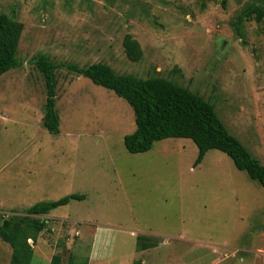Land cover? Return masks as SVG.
Listing matches in <instances>:
<instances>
[{
	"label": "rangeland",
	"instance_id": "1",
	"mask_svg": "<svg viewBox=\"0 0 264 264\" xmlns=\"http://www.w3.org/2000/svg\"><path fill=\"white\" fill-rule=\"evenodd\" d=\"M255 3L264 0H0V14L25 25L22 67L0 77V223L42 202L86 197L40 216L47 228L30 244L46 261L33 264L55 255L89 264L98 227L99 264H264V187L229 156L211 150L196 166L190 139L129 153L132 107L67 68L56 72L60 134H51L46 83L32 62L46 54L171 80L212 102L264 165V22H240ZM126 35L141 44L140 62L127 57ZM139 236L157 247L136 255ZM11 256L0 239V264Z\"/></svg>",
	"mask_w": 264,
	"mask_h": 264
},
{
	"label": "trees",
	"instance_id": "2",
	"mask_svg": "<svg viewBox=\"0 0 264 264\" xmlns=\"http://www.w3.org/2000/svg\"><path fill=\"white\" fill-rule=\"evenodd\" d=\"M264 22V5L255 3L248 7L240 19ZM25 25L17 19L0 14V77L22 67L18 57ZM124 49L132 62L143 58L141 44L132 35L124 38ZM44 77L47 102L43 126L51 134H60V115L57 110V70L67 68L79 77L90 79L95 85L112 91L125 100L135 114L136 130L124 138L127 151L143 154L153 150L157 142L167 139H190L199 149L196 166L202 164L207 153L218 150L231 158L236 168L264 187V165L219 117L216 106L204 97L165 78L142 79L134 75L118 74L106 63L81 67L74 63H56L49 55L38 54L32 61ZM83 195H71L55 202H42L23 215L1 218L0 239L12 248L10 264H32L35 251L30 241L36 243L47 228L48 221L40 216L70 204L72 200H85ZM138 251L156 248V240L139 236ZM60 255L51 264H62ZM71 263V259L69 261Z\"/></svg>",
	"mask_w": 264,
	"mask_h": 264
},
{
	"label": "crops",
	"instance_id": "3",
	"mask_svg": "<svg viewBox=\"0 0 264 264\" xmlns=\"http://www.w3.org/2000/svg\"><path fill=\"white\" fill-rule=\"evenodd\" d=\"M87 231H89V230H87ZM101 232H102V228L101 227L96 228V230L94 232V241H93V247H91V252H90V255H89V264H99L105 258V257H101V255H103V253L101 251L102 245H100V243H101L100 239H101V236H102ZM153 237L160 238L159 236H153ZM148 252H150V251H148ZM148 252L137 251L136 255H140V253H144L145 254V253H148ZM35 256H36V258L38 260H41L40 262L46 261V255H45V251L43 249H41V251H39L38 254L35 253ZM35 256H34V258H35ZM51 261H52V259L49 260L48 264H51Z\"/></svg>",
	"mask_w": 264,
	"mask_h": 264
},
{
	"label": "built area",
	"instance_id": "4",
	"mask_svg": "<svg viewBox=\"0 0 264 264\" xmlns=\"http://www.w3.org/2000/svg\"><path fill=\"white\" fill-rule=\"evenodd\" d=\"M30 242H32V241H30Z\"/></svg>",
	"mask_w": 264,
	"mask_h": 264
}]
</instances>
